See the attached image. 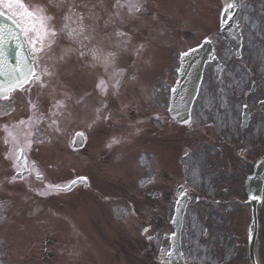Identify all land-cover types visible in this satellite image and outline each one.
Returning <instances> with one entry per match:
<instances>
[{"label": "rangeland", "instance_id": "374dc122", "mask_svg": "<svg viewBox=\"0 0 264 264\" xmlns=\"http://www.w3.org/2000/svg\"><path fill=\"white\" fill-rule=\"evenodd\" d=\"M26 2L43 3L45 0ZM88 2L91 6L96 0ZM133 2L142 4V12L135 17L123 16V23L113 19L107 28L109 32L113 27L120 28L132 40L129 53L121 55L124 59L129 56L130 60L119 65L125 69L123 90L115 97H107L108 108L104 112L111 115V121L98 122L92 129L87 127L94 108L100 106L102 99L94 91L102 69L90 73L88 65L77 64L76 69H80L84 79L76 77L75 80L65 76L66 72H73L72 66L68 65L74 64L60 62L57 72L60 78L53 86L60 99H64L65 93L71 97L67 102L68 111L60 120V132L54 133L41 126L43 147L48 154L46 174L61 183L84 175L90 180V188H78L60 196L37 195V189L31 191L23 183L8 182L13 173L0 155V204L3 205L0 209V264H160L155 251L157 231L166 227L172 215L168 190L183 183H187L189 190L195 187L207 190L209 182L222 191L225 187L222 197L226 204L211 206L210 200L219 192L207 193L203 195L208 202L189 210L185 225L190 236V249L186 257L190 264H249L250 206L244 203V174L248 167L234 163L226 153L227 145L220 143L223 140L237 143L235 139H240L244 140L243 144L252 143L254 149L261 152L264 108H256L257 115L245 130L244 138L239 124L243 96L233 95L234 89L241 93L247 87L240 83L245 61L229 62V72L234 76L225 74L217 82L206 77L205 88L194 106L191 129L170 125L165 110L159 115L162 124L155 123L154 118L157 106L165 109L167 89L174 82L173 71L179 50L189 49L210 37L222 59L226 61L231 56L225 51L218 33L221 0ZM107 16L104 15V19ZM241 20L246 28L243 55L253 63L258 80L257 91L249 97L254 106L256 98L264 97V3L256 2L253 8L243 7ZM135 44L136 47L144 45L139 61L134 57ZM54 59L48 62L53 63ZM133 75L135 80L130 79ZM48 89L42 90L44 98L37 100L43 101L42 108L48 105L53 94ZM24 96L17 94L10 100L18 102L15 119L27 115ZM80 96L85 97L87 107L75 103ZM10 120L3 118L4 122ZM80 130L86 132L88 144L81 153L73 155L68 143L73 133ZM248 132L250 135L246 138ZM113 136L122 139L119 146L141 140L134 150L125 147L114 155L113 148L106 147ZM172 143L178 149L170 152ZM1 149L0 142V152ZM187 150L190 152L188 157L183 156ZM171 158L173 168L169 163ZM184 166L186 170L181 168ZM61 168L65 171L58 174ZM260 222V252L264 264V205ZM145 228L149 231L142 234ZM204 229H209L210 234L206 240L201 236Z\"/></svg>", "mask_w": 264, "mask_h": 264}, {"label": "snow or ice", "instance_id": "6c2138e0", "mask_svg": "<svg viewBox=\"0 0 264 264\" xmlns=\"http://www.w3.org/2000/svg\"><path fill=\"white\" fill-rule=\"evenodd\" d=\"M236 6L235 3H228L224 8L225 14ZM97 10L107 11V19L99 15ZM142 10V4L134 3L133 0L123 2L115 0L111 5H105L103 0H96L91 6L88 0H45L43 3L0 0V18L10 22V26H0V100H11L15 92L27 93L30 97L32 87L38 84L40 88H44L46 86L44 78L55 77L57 75L55 67L74 53L78 59L88 58L89 67L102 69L94 86V91L102 99L99 101L100 106L94 108L92 118L87 124L88 129H92L101 121L110 122L111 115L104 112L108 108L107 97L109 95L115 97L120 92L125 69L119 66L118 60L122 54L129 51L131 37L117 27H113L110 33L105 30L113 19L123 23V16L135 17ZM9 40L15 42L17 50L14 65H9L4 60L3 45ZM58 40L60 43H57ZM64 41H67V44ZM143 47L144 45L136 47V54H139ZM188 55V52L181 53L180 59L183 60ZM53 57L55 59L49 65L48 60ZM135 78L134 75L130 77L132 80ZM69 100L71 97L67 93L64 94V99H60L55 95V90L44 108L28 99L26 119L21 118L0 125V131L4 133L3 143L7 146L4 159L11 162L13 169L9 183L27 180L34 174L35 179L44 184L43 190L37 191V195L44 196L51 192H70L77 183L86 181V178L81 177L63 186L44 183L43 173L38 170L35 162L30 163L28 160V152L32 145L44 142L41 125L54 133L61 131L60 120L67 114ZM75 103L87 107L84 96L78 97ZM260 104L264 105V100L260 101ZM243 107L247 109L248 105L245 104ZM15 110L12 108L0 111V116L11 115ZM85 139L84 132H77L73 146ZM121 142V138L113 136L106 147L112 148ZM186 196L187 193L182 186L178 190L175 202L177 212L180 211ZM2 208L3 205L0 204V209ZM148 231L149 229L145 228L142 234H147ZM147 238L152 239L151 236ZM172 238H175V233L172 234ZM160 253L164 255L165 250L160 249ZM166 255L170 258L173 252L169 251ZM253 264H256L255 260Z\"/></svg>", "mask_w": 264, "mask_h": 264}, {"label": "water", "instance_id": "95a60500", "mask_svg": "<svg viewBox=\"0 0 264 264\" xmlns=\"http://www.w3.org/2000/svg\"><path fill=\"white\" fill-rule=\"evenodd\" d=\"M0 24L5 26L10 24L5 21L3 18H0ZM14 51L13 54H9L8 58L10 61L15 63L16 59V47L11 40L6 41L3 46V52H8L7 50ZM210 50L208 47H202L201 49L189 53L186 59L182 62V68L180 71V78L178 84L173 92L171 112L173 116H176L180 119L188 115L191 104L193 103L197 93L200 79L202 77V70L205 64V61L208 59ZM264 173V157L256 164L254 174L248 178V198L249 202L252 204V221L254 225V232L251 238L250 245V257L251 260H254V247L256 241V235L258 230V214L257 207L258 204L262 201V190H263V180L262 175ZM185 201L181 205L180 211L177 212L175 218V231L176 235L173 239V255L170 257L171 264H182V255L179 249V231L182 224V212L184 208Z\"/></svg>", "mask_w": 264, "mask_h": 264}, {"label": "flooded vegetation", "instance_id": "af4514ba", "mask_svg": "<svg viewBox=\"0 0 264 264\" xmlns=\"http://www.w3.org/2000/svg\"><path fill=\"white\" fill-rule=\"evenodd\" d=\"M245 82H246V74L244 73V75L240 78V83H241V85L244 87V85H245ZM242 87V88H243ZM234 92V95H236V94H238L239 92L238 91H236V90H234L233 91ZM254 117V116H253ZM253 117H251V120H252V118ZM248 135H250V132L248 133ZM250 145H251V153H250V155H249V160H251L252 159V157H254V156H256L257 155V149H254L255 147H253L252 146V143H250ZM258 146V145H257ZM32 149V148H31ZM30 153H31V150H30V152H28V160H29V162L30 163H32V162H34L31 158H30ZM35 165H36V167L38 168V165L35 163ZM39 170V169H38ZM39 171H41V170H39ZM28 178H35V175L33 174L32 176H29Z\"/></svg>", "mask_w": 264, "mask_h": 264}]
</instances>
